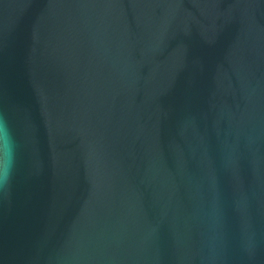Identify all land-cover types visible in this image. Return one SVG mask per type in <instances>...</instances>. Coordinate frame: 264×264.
<instances>
[{
	"label": "water",
	"instance_id": "1",
	"mask_svg": "<svg viewBox=\"0 0 264 264\" xmlns=\"http://www.w3.org/2000/svg\"><path fill=\"white\" fill-rule=\"evenodd\" d=\"M0 264H264V0H0Z\"/></svg>",
	"mask_w": 264,
	"mask_h": 264
},
{
	"label": "clouds",
	"instance_id": "2",
	"mask_svg": "<svg viewBox=\"0 0 264 264\" xmlns=\"http://www.w3.org/2000/svg\"><path fill=\"white\" fill-rule=\"evenodd\" d=\"M15 165V146L11 128L5 118L0 115V186L11 178Z\"/></svg>",
	"mask_w": 264,
	"mask_h": 264
}]
</instances>
